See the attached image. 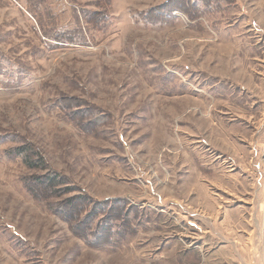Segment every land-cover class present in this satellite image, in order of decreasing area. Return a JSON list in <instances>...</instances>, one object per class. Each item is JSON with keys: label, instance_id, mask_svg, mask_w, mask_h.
Instances as JSON below:
<instances>
[{"label": "rangeland", "instance_id": "obj_1", "mask_svg": "<svg viewBox=\"0 0 264 264\" xmlns=\"http://www.w3.org/2000/svg\"><path fill=\"white\" fill-rule=\"evenodd\" d=\"M216 1L0 0V264H193L190 203L264 220V0Z\"/></svg>", "mask_w": 264, "mask_h": 264}, {"label": "crops", "instance_id": "obj_2", "mask_svg": "<svg viewBox=\"0 0 264 264\" xmlns=\"http://www.w3.org/2000/svg\"><path fill=\"white\" fill-rule=\"evenodd\" d=\"M254 111L258 112L257 109H254ZM263 113L264 111H262V114ZM251 141H253L255 145L262 143L257 138H251L249 142ZM204 160L203 158H198L196 162H193L192 167L190 163H187L188 165L184 164L183 167L184 173L186 172L184 168H189V170L192 168L194 175L192 179H196L193 180L195 183V190L194 188H190L191 190H189L194 193L199 192L198 188H200V191L204 190L203 187H200V177L205 175L210 177L209 173L212 170L213 163L207 164L204 163ZM247 169L249 170L248 167ZM183 180L188 179L185 177ZM184 204H187V202ZM190 204L191 205H187L188 213H197L196 217L193 215L195 217L194 220H196L191 221L193 228L190 229L194 231H189L190 237L196 242L192 251L193 255H197L200 259L199 261L194 260L193 264H222L224 259L230 258L231 260H235L237 264H256L254 261H260L259 264H262V262L264 263V241L262 237L258 239L264 232V220L257 219L253 216L252 218L245 219L243 221L244 223L240 220H229L227 225L230 229L228 230L226 219L225 222L223 219H212L213 214L206 209L207 203L205 201H197L195 204L193 202ZM183 210L185 211L184 207ZM240 233L247 234L249 236L248 243L254 246L249 249L240 248L239 241L236 240L237 238L239 239Z\"/></svg>", "mask_w": 264, "mask_h": 264}, {"label": "trees", "instance_id": "obj_3", "mask_svg": "<svg viewBox=\"0 0 264 264\" xmlns=\"http://www.w3.org/2000/svg\"><path fill=\"white\" fill-rule=\"evenodd\" d=\"M216 1V0H214ZM217 2V1H216ZM212 0H180V2L176 3H170L168 5V9L166 10H160L159 12L155 14L146 13L145 21L146 22H153V23H163L166 21H171L175 18L174 12L181 11L188 16L192 15V13H198V16L201 15V13L207 12L209 8H213ZM222 10H218L217 12H222ZM211 13V12H209ZM195 16H193L194 18ZM197 17V16H196ZM18 154L22 155L23 160L28 164L30 167H41L43 168L44 165V158L42 155L36 151L33 152V156L35 157L36 161H33V159H29L27 157V154L25 153V150L23 148H18L17 151ZM46 182L50 184V186H53L56 182V179H49Z\"/></svg>", "mask_w": 264, "mask_h": 264}]
</instances>
